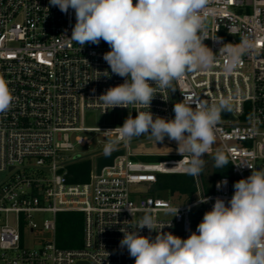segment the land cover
Segmentation results:
<instances>
[{"label": "built area", "instance_id": "1", "mask_svg": "<svg viewBox=\"0 0 264 264\" xmlns=\"http://www.w3.org/2000/svg\"><path fill=\"white\" fill-rule=\"evenodd\" d=\"M213 6L218 12L206 23L209 37L239 43L248 35L257 40L256 49L231 75L223 74V56L218 55L212 71L188 73L174 81L175 99L171 90L158 89L150 111L154 117L171 119L174 104L183 99L193 107L229 100L232 111L217 124L212 152L204 156L227 151L230 176L240 180L251 175L247 165L264 169V0H214ZM75 22L74 10L65 14L49 0H0V79L8 82L15 98L11 108L0 113V174H7L0 183V264H135L127 249L119 246L120 229L133 228L151 212L158 227L171 222L164 232L186 239L193 232L195 209L209 211L216 197L227 202L234 193L226 177L216 182L212 195H203L212 198L208 203L175 205L160 196H147L159 175H189L184 171L188 156H167L175 159L157 163L133 161L152 156L132 152V141L118 144L114 153L123 156L97 174L96 161L104 157L107 142L104 130L117 126L85 128L86 113L122 111L134 118L136 111L149 109L129 106L104 112L97 98L124 78L112 74L103 59L110 51L106 42L82 46L71 40ZM204 43L219 53V43L211 38ZM94 144L99 150L88 157L77 155L76 160L77 156L63 155L76 145ZM87 160L92 162L89 179L69 183V169ZM28 167L44 174L32 177L24 171ZM225 179L227 184L218 189L217 183ZM168 206H180L179 214L166 213ZM65 213L83 215V243L78 250L56 245L57 215ZM45 215L51 218L44 219ZM159 215L168 219L160 220ZM36 231L51 233L53 239L41 241L37 248L24 247L25 234ZM140 234L154 238L156 232L144 228Z\"/></svg>", "mask_w": 264, "mask_h": 264}, {"label": "clouds", "instance_id": "2", "mask_svg": "<svg viewBox=\"0 0 264 264\" xmlns=\"http://www.w3.org/2000/svg\"><path fill=\"white\" fill-rule=\"evenodd\" d=\"M65 14L74 10L76 22L71 40L85 46L106 42L110 51L103 59L111 73L124 82L108 88L97 99L104 112L114 108L139 106L122 126L104 130L105 157L118 150L120 143L147 134L157 143L167 137L177 144V153L188 156L184 171L199 176L204 168V155L212 152L215 129L222 111L231 112L229 100L197 103L186 99L174 104V118L155 116L150 111L157 90H172L174 81L188 73H207L223 56L222 71L231 75L242 58L257 47V40L241 36L239 43H224L220 37H209L206 23L217 15L214 0H49ZM213 39L221 46L215 54L204 41ZM108 75V72H105ZM95 91V90H93ZM8 82L0 79V113L8 111L14 101ZM115 133V138H113ZM214 167L229 164V153L217 150ZM236 181L229 200L216 197L196 231L184 239L164 232L171 222L160 227L151 212H146L131 229L120 231V248L127 249L135 264H264V169ZM227 180L217 183V188ZM211 197L198 196L197 204L208 203ZM180 206L166 207L172 217ZM131 222V221H130ZM156 232L155 237L141 235V230Z\"/></svg>", "mask_w": 264, "mask_h": 264}, {"label": "rangeland", "instance_id": "3", "mask_svg": "<svg viewBox=\"0 0 264 264\" xmlns=\"http://www.w3.org/2000/svg\"><path fill=\"white\" fill-rule=\"evenodd\" d=\"M129 116V113L127 112H122V111H113L108 113L107 115H100L99 113L96 112H87L84 120H83V126L85 128H96V127H109V126H122L125 119ZM77 136H86L90 137L88 134H77ZM71 141L74 142V136L71 137ZM131 151L135 152L136 154L144 153V154H149L148 156H157V157H167V156H181L177 153V144L175 141H170L167 137L164 139L163 142L157 143L154 139L150 138L147 134L142 135L140 137H134L131 140ZM99 150L96 144L92 147H80L77 146L75 147V150L70 153L63 154L67 158H75L77 155H80L82 158L88 157L91 155L93 152H96ZM210 156H204L205 160V165L203 168V171L201 173V176L198 180H196V183L199 187V190L201 192V196L204 195V186L205 188H209L211 186L210 179L212 177L211 173V165L208 160ZM163 160V159H162ZM133 161H139V162H145V163H157L160 160H147L144 158H135ZM29 163H26L25 166H28ZM25 173L32 176V177H39L42 176L44 173L43 171L40 170H35L32 168H25L24 169ZM7 178V174L1 173L0 174V183H2L5 179ZM215 187V186H214ZM159 192H157L154 188H151L150 192L147 194V196H157ZM162 198L165 199H170L173 204H178V205H183L182 200L179 199L178 195L173 196L172 198H168L166 193H161L160 194ZM137 198V197H136ZM206 208H197L192 212V220L194 222V219H197L199 221H202L203 215L206 212ZM69 214H75V213H65V214H58L57 215V220H56V225L59 220H62L63 223H66L69 219L74 218L73 215ZM78 214V213H77ZM44 219H50V215H45L43 217ZM160 220L168 219L167 215H159L158 217ZM68 223V222H67ZM196 231L194 228L193 224V232ZM178 232V231H177ZM179 234V233H178ZM25 240L23 243V246L26 248H37L40 245L41 241H44L45 239L52 240L53 236L51 233H47L45 231H36L35 233H26L25 234ZM180 237V236H179ZM188 237V236H187ZM186 237V238H187ZM66 239V235L63 232L55 233V240L57 239ZM82 240H80L81 242ZM1 254V252H0Z\"/></svg>", "mask_w": 264, "mask_h": 264}, {"label": "trees", "instance_id": "4", "mask_svg": "<svg viewBox=\"0 0 264 264\" xmlns=\"http://www.w3.org/2000/svg\"><path fill=\"white\" fill-rule=\"evenodd\" d=\"M144 159L149 160H160L166 161L175 159L173 157H145ZM163 159V160H162ZM211 165L212 177L210 179L211 186L207 189L204 186V195L210 196L214 193V186L216 182L222 178L229 177L234 190V183L238 181L236 178L230 176L231 174V164L229 163L223 169H217L214 167L213 155L208 158ZM159 161V162H160ZM92 169L91 161H82L73 165L70 169L69 183H84L89 179V175ZM201 176V174H200ZM202 177V176H201ZM155 190L159 192L157 196H161V193H166L168 198H172L175 195H178L179 199H183V205L192 203L198 200L200 192L197 187L196 180L192 175H159L157 179V184L155 185ZM170 200V199H169ZM178 205V204H176ZM73 215L74 218L68 223H63L62 220L57 222V233L63 232L66 235V239H57L56 245L61 249L69 250H78L82 247L83 243V215L82 214H69ZM201 221L194 219V228H197V225ZM80 240H82L80 242Z\"/></svg>", "mask_w": 264, "mask_h": 264}, {"label": "water", "instance_id": "5", "mask_svg": "<svg viewBox=\"0 0 264 264\" xmlns=\"http://www.w3.org/2000/svg\"><path fill=\"white\" fill-rule=\"evenodd\" d=\"M171 95H172V98L175 99V93L172 90H171ZM228 116H229V112L223 111L222 114H221V118L222 119H224V118H226ZM120 156H123V152L113 153L109 157H105L104 156V157L98 158L97 161H96L97 174L100 175V173L102 172V170L104 168H106V167H112L115 159L117 157H120ZM75 159L78 160L79 159V156H77ZM79 264H82V263H79Z\"/></svg>", "mask_w": 264, "mask_h": 264}]
</instances>
